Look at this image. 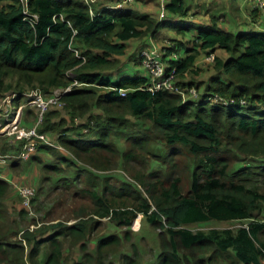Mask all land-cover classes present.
Returning a JSON list of instances; mask_svg holds the SVG:
<instances>
[{
    "label": "trees",
    "instance_id": "1",
    "mask_svg": "<svg viewBox=\"0 0 264 264\" xmlns=\"http://www.w3.org/2000/svg\"><path fill=\"white\" fill-rule=\"evenodd\" d=\"M120 1L98 3L91 14L82 0H27L37 15L32 26L21 0H0V97L12 91L19 102L28 90L49 97L70 88L38 128L55 145L41 142L27 163L9 164L17 173L24 164L39 168L41 183L62 188L60 197L47 208L43 187L36 191L32 205L41 219L22 204L11 211L5 200L13 188L0 178V264H143L134 246L119 255L139 215L158 231L151 264H264V30H226L228 11L212 2L201 8L167 0L158 20L136 8L116 9ZM206 14L207 22L197 21ZM132 41H141L138 53L161 47L167 72L174 69L181 80L197 73L202 51L226 57L200 67L213 70L202 84L177 81L200 89L197 99L184 101L148 90L141 71L120 75ZM123 137L129 146L120 149ZM22 145L0 137V154H18ZM120 164L136 173L135 181L114 183L106 172ZM69 197L86 203L66 220L54 217ZM103 219L127 231L99 236L91 251ZM211 221L237 225L189 228ZM66 249L73 255L63 261Z\"/></svg>",
    "mask_w": 264,
    "mask_h": 264
},
{
    "label": "rangeland",
    "instance_id": "2",
    "mask_svg": "<svg viewBox=\"0 0 264 264\" xmlns=\"http://www.w3.org/2000/svg\"><path fill=\"white\" fill-rule=\"evenodd\" d=\"M189 2V4L192 6V4L201 8H204V4L203 1L201 2H197V0H187ZM195 3V4H194ZM210 7L212 8L211 4ZM218 8V11L222 12V11H228L227 8L225 7H216ZM215 8V9H216ZM230 14L232 17H235L237 20L239 19V13L237 11L236 8H230ZM241 12V11H240ZM225 18L224 22L225 23H230L229 19H233V18H228L227 16L223 17ZM141 41H132L129 43V47L126 51V55L125 57H122L123 62L132 60L134 55H136V53H138V49H136V47L139 46V43ZM140 53V52H139ZM139 53L137 54L138 59H135L136 63L137 62H141L139 60ZM203 55V53L201 54ZM200 55V56H201ZM201 58V57H199ZM207 63V62H206ZM206 65L201 64V67H205ZM213 74V70H211L210 68H205L203 70H201V68L197 69V73H189L186 76L182 77L181 79H177L178 82H185V83H197V84H202L205 81L208 80V78ZM188 80V81H187ZM35 92V90H28L26 92L23 93V97L22 100H20L19 102H16L17 98L21 97L18 96L17 98H13L12 102L10 105L8 104H4L3 102H0V106L1 108L5 109H11L14 113L15 111H17L19 108H21V116H20V122L24 125V126H31L33 124H35L36 122V109L35 107L30 104L29 99L27 98V96L25 94L28 93H33ZM13 94L12 91L7 92L6 94H3L4 96L6 95H11ZM3 97V96H2ZM14 118H15V114H13ZM13 118V119H14ZM0 121H3V125H5V118L2 117V115L0 116ZM79 122L81 121V119L78 120ZM4 138V137H1ZM53 137H50V139ZM53 141V140H52ZM119 145V148L122 149L124 148L126 145H128L127 141L125 140V138L123 137L120 141L117 142ZM153 148V147H152ZM154 153L157 154L156 150L153 148ZM162 153V152H161ZM183 156H178L176 159H178L180 162L179 163H184V159L186 157V153L182 154ZM152 157V155H147V158L145 159L146 161L150 160ZM10 160H8V163L10 164ZM154 162V161H153ZM152 162V163H153ZM121 163H124L123 161ZM26 164H24V167ZM32 166V165H31ZM22 167L17 173V171L13 170L11 168V172L14 175H18L19 177H24L23 175L25 174V171H28L29 174H27L29 176V179H33V177H38L37 183L35 181V178L33 179V181H28L31 184H33V186L35 187V190L38 191L39 189H41V187H43L44 189V196L47 199V201L45 202V206L47 208L52 207V205L55 203V199L56 197H60V192L63 190L62 188H60L59 190L53 189L55 187L54 183H45L42 184L41 183V179H40V175L39 174V168L32 166L31 168H24ZM108 175H111L113 177V181L115 184L122 186L125 182L130 183L131 180L135 181L137 178L136 173L130 168V167H126L124 164H120L118 169H112L111 171L106 172ZM12 189V187H11ZM78 200H72L70 197L68 199V201L65 202L64 199H62L63 204L60 205V208H58V210H56L54 213H52V215H54V217H61L62 219L66 220L67 217L72 215V210L78 208L81 204L86 203V200L83 199H79ZM5 203L11 208V211H18L21 210V199L19 196L16 195V193L14 192V190L12 189V191L10 192L9 197L5 200ZM43 206V204H40ZM45 206H43L44 209ZM37 217H39V219L42 218L43 214H39L38 212H36ZM103 226L102 228L97 231L92 237H91V241L89 244V248L92 251L95 248V245L93 244L95 241H97L98 237L104 234H109V233H117L120 235H124V232L127 231L126 228L122 229H114L112 227V225L110 224V222L106 219H103ZM74 220L70 219L69 223H73ZM236 223H232V222H219V221H211V222H205V223H199V224H194L191 225L189 228L192 230H207L209 228H214V227H219V228H235L236 227ZM132 228L129 230V241H124V244L122 247H120L121 251L119 253L120 254H128V253H132V246H134L139 254H140V260L143 262V264H151L156 260V257L159 253V240H158V231L154 230V228L148 223L146 222V220L143 218L142 215H139L137 217V219L133 222ZM66 255L65 258H69L70 254L73 255V253L69 252L66 249ZM42 258H44V255H42ZM68 260V259H67ZM69 262V261H68ZM68 262H65V264H68Z\"/></svg>",
    "mask_w": 264,
    "mask_h": 264
},
{
    "label": "built area",
    "instance_id": "3",
    "mask_svg": "<svg viewBox=\"0 0 264 264\" xmlns=\"http://www.w3.org/2000/svg\"><path fill=\"white\" fill-rule=\"evenodd\" d=\"M84 4L89 7L90 13L94 14V7L98 3H103L106 0H82ZM135 0H121L115 6L116 9L126 7L132 4ZM24 5V12L27 15L25 20L29 22L32 26L35 25L37 15L29 12L27 7V0H21ZM166 2L167 0H160V13L161 16L166 14ZM105 8V7H103ZM254 8L262 11L264 13V0H254ZM170 42H167L169 45ZM165 53L156 45H153L150 49H142L139 53V58L141 60V65L146 72L148 78L147 89L155 92L160 90H167L172 93L180 94L184 101L197 99L200 93V89L196 86L186 85L184 88L177 85V74L175 70L167 72V64L164 60ZM174 61L180 59L178 53H173L170 56ZM215 53H210L206 57V62L213 63L215 61ZM70 88L67 89H57L49 96L45 97L40 91L35 90L33 93L25 94L36 109V122L31 126H24L20 122L21 108H19L15 113L8 108H1L0 106V116L5 118V125L3 121H0V137L8 138L12 143L16 145L23 143L22 148L18 154H0V162H8V160L19 159L21 161L27 162L30 160L33 154L36 153L39 143L43 142L47 145L54 146L55 144L50 141V139L43 133L38 131V128L42 125L45 114L51 106H61V97L66 94ZM126 90H121L122 95ZM17 94L13 93L11 95H6L0 97V102L10 105L13 98H16ZM214 102L226 103L223 97L215 96L213 98ZM15 114V118L13 116ZM14 118V119H13ZM61 149L60 146H57ZM12 185L13 190L21 199V204L27 209L30 217L36 216L34 207L32 205V199L36 194L34 187L25 184H17L9 181ZM37 226L31 225L30 230H34Z\"/></svg>",
    "mask_w": 264,
    "mask_h": 264
},
{
    "label": "crops",
    "instance_id": "4",
    "mask_svg": "<svg viewBox=\"0 0 264 264\" xmlns=\"http://www.w3.org/2000/svg\"><path fill=\"white\" fill-rule=\"evenodd\" d=\"M201 1H203V0H197V2H201ZM210 2H212V4L214 5V8L221 6L222 8L228 7L230 9L231 7L232 8L234 7L237 9V11L239 13V17H238L239 19L238 20L235 17L231 16L230 10L227 8L228 9L227 17L233 18V19H229L230 23L229 22L225 23L224 22L225 20L222 18L223 24L221 26L223 28H225L226 30L228 29L229 31H238V30L245 31V30H248L249 28H251V26H255L258 30H264V26L262 24L263 19L261 18L264 16L262 14L257 15V16L254 15V12H253L255 10L254 0H204L203 1V3H206V4H209ZM128 7H132L134 9L136 8L137 10H140L141 12H150L151 14L154 15V17H157L158 20H161L164 18V16H161V13H160V0H135L132 4L128 5ZM191 7H194V5L192 4ZM95 8H99V6H96ZM215 10H218V8H216ZM224 12L225 11H222L221 13H224ZM201 17H203V18H201ZM199 18L197 21L205 23V22H207L206 20H208V14H206L205 16L202 15ZM257 19H258V21H257ZM150 42H153V41L148 40V43H150ZM140 44L141 43H139V46H140ZM138 47H136V49H138ZM202 53H203V55L199 56L201 58H198L197 62H196L197 69L201 67V64H207L208 63V62L206 63V57L208 55L207 52L202 51ZM137 54L138 53H136V55H134L132 60L124 62L125 70L120 74L121 76H128L127 75L128 73H130V74H131V72L135 73V71H138V72L141 71V73L143 75L146 74L141 63L137 62L135 64V61H136L135 59H138ZM215 55H220L222 57H226V54L220 50L216 51ZM203 88H204V86H201V89H203ZM24 163H27V162H24ZM31 167L32 166H28L27 168H31ZM27 174H29L28 171H25V174L23 175L24 177H19L18 175H14L11 172V168H10V165L8 162H0V178L4 179L6 181H12V182L17 183V184H25V185H30V186L34 187L33 184H31L28 181H33V179L35 177H33V179H29V176ZM29 175H31V174H29ZM37 180H38V177L35 178L36 183H37ZM16 195H17V193H16ZM95 243L96 242H94L93 244L95 245ZM66 254L67 253L65 252L63 261L65 260Z\"/></svg>",
    "mask_w": 264,
    "mask_h": 264
}]
</instances>
